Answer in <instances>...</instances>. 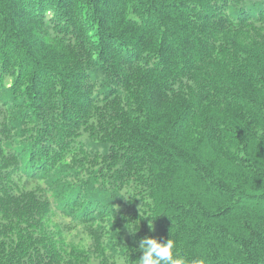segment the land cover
Masks as SVG:
<instances>
[{
    "label": "trees",
    "instance_id": "16d2710c",
    "mask_svg": "<svg viewBox=\"0 0 264 264\" xmlns=\"http://www.w3.org/2000/svg\"><path fill=\"white\" fill-rule=\"evenodd\" d=\"M143 238L264 264V0H0V264Z\"/></svg>",
    "mask_w": 264,
    "mask_h": 264
},
{
    "label": "clouds",
    "instance_id": "9594fccd",
    "mask_svg": "<svg viewBox=\"0 0 264 264\" xmlns=\"http://www.w3.org/2000/svg\"><path fill=\"white\" fill-rule=\"evenodd\" d=\"M139 251L142 252L139 264H189L184 256L177 253L176 242L172 238L166 243L154 238H143ZM191 264H204V261L202 258H194Z\"/></svg>",
    "mask_w": 264,
    "mask_h": 264
}]
</instances>
